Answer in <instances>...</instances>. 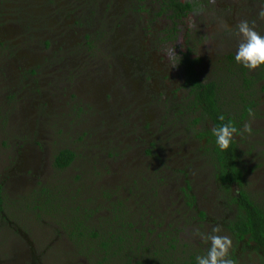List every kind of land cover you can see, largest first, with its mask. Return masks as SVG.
Returning a JSON list of instances; mask_svg holds the SVG:
<instances>
[{
    "label": "rangeland",
    "instance_id": "374dc122",
    "mask_svg": "<svg viewBox=\"0 0 264 264\" xmlns=\"http://www.w3.org/2000/svg\"><path fill=\"white\" fill-rule=\"evenodd\" d=\"M119 1L0 0V264L196 263L208 247L201 234L214 228L231 238L234 264H264V250L229 231L232 197L214 177L211 152L191 136V121L204 115L191 112L183 124L168 115V107L186 108L178 84L158 102L152 97L154 119L143 106L118 103L109 81L123 40L167 63L169 49L191 47L218 82L225 112L239 129L250 126L237 135L238 161L243 189L264 209V66L237 64L232 38L240 21L257 22L264 35V6L194 0L175 41L169 11L156 0ZM128 78L135 89L148 80ZM62 149L76 158L58 170L52 162Z\"/></svg>",
    "mask_w": 264,
    "mask_h": 264
},
{
    "label": "flooded vegetation",
    "instance_id": "af4514ba",
    "mask_svg": "<svg viewBox=\"0 0 264 264\" xmlns=\"http://www.w3.org/2000/svg\"><path fill=\"white\" fill-rule=\"evenodd\" d=\"M81 0H30V4H41L46 2L47 6H78L80 4ZM145 1V0H144ZM194 0H178L179 4L182 6H190V12H186L185 15H176V8L174 9L173 6H175L171 0H156L154 4H157L159 8H162V11H169L168 18L172 23V30L171 35L168 37L170 40L178 41V23L180 24L181 21H185L189 15L192 13L193 6H195ZM201 1V0H199ZM197 1V2H199ZM204 3H206V0H202ZM223 2L228 6H264V0H223ZM127 3L130 4V6H135L132 2V0H121L119 1V4L117 6H127ZM92 4V3H88ZM99 6H105V2L101 1ZM61 8V7H60ZM254 7H252L253 9ZM57 8H54V10ZM58 10V9H57ZM62 10V9H61ZM254 18H257V12L253 11ZM252 15H249L248 18H251ZM57 21V19H54ZM257 22L250 23V26H254L255 30L257 28L255 27ZM238 25V23H237ZM236 25V30H237ZM214 31L220 32L221 29H219L218 26H209L206 30L211 31V33ZM47 38H53L54 35H46ZM235 38V35L232 37ZM232 41V40H231ZM122 46H124L122 48ZM117 50H120L117 54V58L115 61V67L112 70V75H116L114 79L110 77L109 81L111 84V87L113 86V89L115 92L114 98H116L117 102L119 101H128L132 104H137L142 107L141 114H145V117L152 116V118L157 117L156 109L151 110L148 105L152 102L151 99L153 96H157V99H154V101H159L161 98L162 92H166V90H172L175 88V86L178 84L179 91L182 92L183 100L186 103V108L184 111L179 112L177 111V108L175 111H171V108L168 107V115L173 116V114L178 115L180 117H183L184 120L177 119L178 122L184 123L186 121L187 116L191 112L197 113V117H200L201 114L204 115L201 119H206L204 110L199 107L197 104V101L194 100L193 94L190 92V90L185 86V71H184V63H186V58L190 57L191 59H194L196 61V64H198L197 72L200 74V78L202 79V83L204 86H212L214 95L217 99V105L219 108L222 109V111L225 112V110L222 107V104L220 102L219 98V87L218 82L211 79L210 75L206 76L203 72V68L205 67L206 70L209 72L210 69L208 66L202 61V59L194 53L191 47H178V56L174 57V62H166V60H162L161 56H158L157 58L151 59L150 56L143 55V50L140 46H138V43L131 41H125L123 40L122 43L116 48ZM135 58H138L136 60ZM145 58V59H144ZM209 61V60H208ZM210 63V61H209ZM177 68V70H175ZM128 72L131 73H138L143 75L144 77H147L148 80L145 81L144 85L141 89H135L132 79L128 78ZM147 73V75L145 74ZM118 81V82H117ZM181 96V95H180ZM166 97V96H165ZM250 103V102H249ZM147 104V106H146ZM126 105V104H121ZM155 105V104H154ZM153 105V106H154ZM156 106V105H155ZM250 106H253L252 103H250ZM160 110V107H158ZM170 108V109H169ZM248 111V108H245V112ZM140 112V111H139ZM148 113V114H147ZM226 113V112H225ZM228 116H231L229 113H226ZM175 115V116H176ZM233 117V116H231ZM173 118V117H172ZM176 120V118H174ZM174 120V121H175ZM200 120V119H199ZM195 120L191 121L190 127L193 129V132L191 136L196 135L199 138V142L201 146L204 147L207 143V135L209 134V131L212 129V124L210 119L207 118V120ZM176 122V121H175ZM205 122H209V129H204L201 132H195L194 128L196 125L200 124L201 126H204ZM188 128L186 129H189ZM203 135V138H200ZM206 135V138H205ZM236 141L238 142V138L236 137ZM208 145L205 146L204 149L208 152ZM72 151V150H70ZM254 245V244H253ZM257 248V246L255 245ZM261 250V249H258Z\"/></svg>",
    "mask_w": 264,
    "mask_h": 264
},
{
    "label": "trees",
    "instance_id": "16d2710c",
    "mask_svg": "<svg viewBox=\"0 0 264 264\" xmlns=\"http://www.w3.org/2000/svg\"><path fill=\"white\" fill-rule=\"evenodd\" d=\"M175 5L176 15H185L186 12H190V6H182L178 0H171ZM184 63L185 71V86L190 90L194 96V100L197 101L199 107H201L205 116L210 119L212 128L217 127L224 122L231 121L238 129L239 123L234 117L228 116L217 105V99L214 95L212 86H204L200 74L197 72L198 64L194 59L190 57L186 58ZM223 115L225 121H220L219 116ZM200 119L201 120H207ZM242 121V120H241ZM206 145L211 152V160L213 161V167H215L214 177L218 181L220 187H222L229 196L236 208L235 215L230 221L229 231L238 240H247L249 243L257 246V249L264 250V209L258 205L250 196V194L243 189L244 187V174L243 170L239 166L237 155V141L236 138L227 152L221 153L214 143V137L211 134V130L207 135ZM203 138V135L200 137ZM76 154L69 149L60 150L53 159V165L58 170L68 169L70 164L75 161ZM233 193V195H232ZM2 212V203L0 200V213ZM80 240L84 241V234L82 231L74 232ZM72 234V235H73ZM103 245V244H102ZM119 264H151L142 261L127 260ZM190 264H196L194 262Z\"/></svg>",
    "mask_w": 264,
    "mask_h": 264
},
{
    "label": "clouds",
    "instance_id": "9594fccd",
    "mask_svg": "<svg viewBox=\"0 0 264 264\" xmlns=\"http://www.w3.org/2000/svg\"><path fill=\"white\" fill-rule=\"evenodd\" d=\"M264 18V9L259 14ZM236 51L234 60L241 67L249 71L256 70L264 66V35H261L254 26H250L247 21H240L237 25ZM165 56L172 59L178 56L174 49H169ZM251 114V113H250ZM220 121H225V117L220 115ZM250 126L244 124L242 129H238L231 121L224 122L217 127L211 129L214 137V143L221 153L228 151L233 141L241 132H249ZM219 229L214 228L211 233L201 234V240L208 247L203 255L195 257L196 264H234L230 258V249L232 248V240L228 236L219 235Z\"/></svg>",
    "mask_w": 264,
    "mask_h": 264
}]
</instances>
